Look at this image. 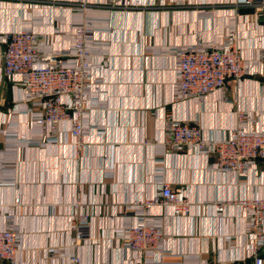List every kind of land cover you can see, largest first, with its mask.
Here are the masks:
<instances>
[{"label": "crops", "instance_id": "obj_1", "mask_svg": "<svg viewBox=\"0 0 264 264\" xmlns=\"http://www.w3.org/2000/svg\"><path fill=\"white\" fill-rule=\"evenodd\" d=\"M234 1L143 0L125 9L105 0H0V35L32 31L42 57L66 60L76 25L92 29L79 149L68 121L33 122L38 108L3 79L0 57V227L19 236L14 260L0 264H69L70 254L82 264H252L236 200L264 196V167L239 177L214 169V154L167 151L162 143L168 114L197 123L205 139H225L238 124L264 130V28ZM232 28L248 73L227 79L223 94L176 99L178 51L215 46ZM3 49L0 41V56ZM160 181L184 189L191 213L147 209L144 218L163 233L161 252L135 260L122 236L138 218L129 209L152 197ZM76 201L87 220L84 238L74 242Z\"/></svg>", "mask_w": 264, "mask_h": 264}, {"label": "built area", "instance_id": "obj_2", "mask_svg": "<svg viewBox=\"0 0 264 264\" xmlns=\"http://www.w3.org/2000/svg\"><path fill=\"white\" fill-rule=\"evenodd\" d=\"M105 3L114 8L127 9L141 5L143 0H105ZM234 5L239 9H252L250 15L255 20L264 17V0H235ZM73 36V52L65 55L68 58L63 60L58 55L42 57L38 37L32 31H10L0 35L4 44L0 57L3 79L22 87V103L29 108H38L32 117L33 122L39 126L54 127L68 121L72 143L79 149L85 130L84 117L91 82L88 43L92 38V29L90 25H76ZM260 57L264 59L263 52ZM177 60L176 99L202 100L212 92L223 94L227 79L239 80L248 73L235 28L222 33L215 46L180 49ZM238 115L239 119L245 118L241 113ZM162 143L167 151L194 149L205 156L214 154V169L239 177L254 173L258 165L264 167V130L244 124L231 129L225 139L211 140L203 137L202 128L197 123L183 122L168 114ZM236 204L244 220L248 257L252 259V264H264V196L244 197L236 200ZM155 205L169 207L174 217H186L191 213V203L183 188L158 182L152 197L138 201L129 209L136 211L138 218L123 230L122 236L135 260H150L161 252V227L144 218L147 209ZM222 205L217 201L215 211H220ZM80 206L78 201L72 204L70 230L74 242L82 240L86 233L87 212ZM18 237L14 227H0V262L11 263L14 260L18 252ZM68 262L82 264L74 254L68 256Z\"/></svg>", "mask_w": 264, "mask_h": 264}, {"label": "water", "instance_id": "obj_3", "mask_svg": "<svg viewBox=\"0 0 264 264\" xmlns=\"http://www.w3.org/2000/svg\"><path fill=\"white\" fill-rule=\"evenodd\" d=\"M260 21L264 24V17L260 18Z\"/></svg>", "mask_w": 264, "mask_h": 264}, {"label": "trees", "instance_id": "obj_4", "mask_svg": "<svg viewBox=\"0 0 264 264\" xmlns=\"http://www.w3.org/2000/svg\"><path fill=\"white\" fill-rule=\"evenodd\" d=\"M242 10H243V11H248V10H251V9H248V8H243Z\"/></svg>", "mask_w": 264, "mask_h": 264}, {"label": "rangeland", "instance_id": "obj_5", "mask_svg": "<svg viewBox=\"0 0 264 264\" xmlns=\"http://www.w3.org/2000/svg\"><path fill=\"white\" fill-rule=\"evenodd\" d=\"M253 11H252V9L251 10H248V13H252ZM163 242V241H162Z\"/></svg>", "mask_w": 264, "mask_h": 264}]
</instances>
